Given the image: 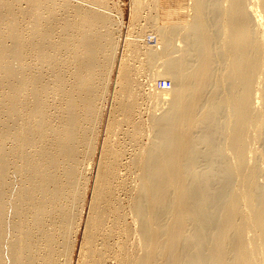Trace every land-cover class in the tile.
Returning a JSON list of instances; mask_svg holds the SVG:
<instances>
[{
    "label": "bare ground",
    "instance_id": "bare-ground-1",
    "mask_svg": "<svg viewBox=\"0 0 264 264\" xmlns=\"http://www.w3.org/2000/svg\"><path fill=\"white\" fill-rule=\"evenodd\" d=\"M190 1L111 94L104 0H0V264H264V0Z\"/></svg>",
    "mask_w": 264,
    "mask_h": 264
},
{
    "label": "rangeland",
    "instance_id": "rangeland-1",
    "mask_svg": "<svg viewBox=\"0 0 264 264\" xmlns=\"http://www.w3.org/2000/svg\"><path fill=\"white\" fill-rule=\"evenodd\" d=\"M106 3V7L111 10L112 17L116 19L117 23L122 21V24L120 25V30H119V38H118V50L115 58V64H116V69L114 72V75L112 76V85H111V94H114V92L117 90L118 85L117 82L119 81L117 76L119 73L120 66L122 63H126L127 59L129 60V56L131 54V47H129V43L131 41V38L134 36L139 35L138 34V29L146 24L147 19L150 17H154L157 21V23H162L161 20V15L166 9H172V10H180L181 8H187L189 7L190 0H142L140 7H143L144 9L140 11L139 5L136 6L134 3V0H104ZM157 2V3H155ZM178 3V4H177ZM158 4V5H156ZM145 6V7H144ZM153 6H156L153 8ZM159 6V7H157ZM170 7V8H169ZM153 8V9H152ZM158 8V10H157ZM138 9V10H137ZM160 9V10H159ZM157 11V12H156ZM138 14L139 17L135 19V16ZM120 24V23H119ZM152 36L150 38L147 36L145 40H151ZM153 45L157 44L155 42H152ZM159 47V45L157 46ZM142 58V57H140ZM132 60V59H131ZM129 61L128 63H130ZM143 79V77H142ZM169 82L171 84V81L169 79H158L157 82H155L154 87L157 89H162L161 83ZM149 84H146L145 93H147L150 88H148ZM150 87V85H149ZM171 87V86H170ZM111 103V102H110ZM110 103L108 107L110 106ZM152 104V101L149 102L147 101V104ZM149 104V105H150ZM148 108V106L146 107ZM152 106H149V110H151ZM161 112V111H159ZM81 238V236H80ZM80 242V241H79ZM81 244V243H79Z\"/></svg>",
    "mask_w": 264,
    "mask_h": 264
},
{
    "label": "built area",
    "instance_id": "built-area-1",
    "mask_svg": "<svg viewBox=\"0 0 264 264\" xmlns=\"http://www.w3.org/2000/svg\"><path fill=\"white\" fill-rule=\"evenodd\" d=\"M171 86V84L169 83V82H165V81H163L162 83H161V87H162V89H164V88H169Z\"/></svg>",
    "mask_w": 264,
    "mask_h": 264
}]
</instances>
